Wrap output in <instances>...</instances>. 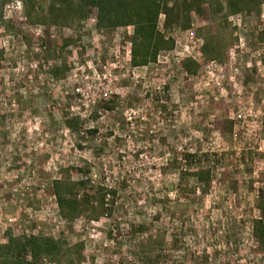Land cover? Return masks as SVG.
<instances>
[{"label": "rangeland", "instance_id": "rangeland-1", "mask_svg": "<svg viewBox=\"0 0 264 264\" xmlns=\"http://www.w3.org/2000/svg\"><path fill=\"white\" fill-rule=\"evenodd\" d=\"M190 9L186 29L185 15L168 26L160 15L173 49L134 67L132 27L101 31L93 12L49 25L20 0L4 6L0 244L6 231L81 243L75 264H264L252 231L264 201V0L235 14L214 0ZM79 168L115 195L68 223L52 182Z\"/></svg>", "mask_w": 264, "mask_h": 264}, {"label": "trees", "instance_id": "trees-1", "mask_svg": "<svg viewBox=\"0 0 264 264\" xmlns=\"http://www.w3.org/2000/svg\"><path fill=\"white\" fill-rule=\"evenodd\" d=\"M12 0H0V24L3 21V8ZM27 19L38 23L68 26L79 24L89 13H94L97 29L111 32L118 28L132 27L131 65L144 67L155 63L161 51L172 50L174 42L166 39L157 30L160 15L165 17V26L176 24L185 15L184 28L190 25L191 4L196 0H48L46 12L38 9L36 0H20ZM199 0H197L198 2ZM204 1V0H201ZM221 10L228 14L246 11L260 6L263 0H214ZM70 21V22H69ZM205 50V47L202 51ZM191 63V64H190ZM190 74L195 73L198 64L185 61L183 64ZM108 108V107H107ZM81 176L76 181L59 179L52 182V192L60 217L71 223L81 217L91 219L104 210L105 200L114 191L102 187L94 188L86 177L88 171L76 169ZM200 183H208L209 171L195 173ZM260 217L252 225L253 236L258 247L264 248V201L257 204ZM5 243L0 244V264H75L82 259L83 245L69 246L65 241L44 236H14L5 233Z\"/></svg>", "mask_w": 264, "mask_h": 264}]
</instances>
